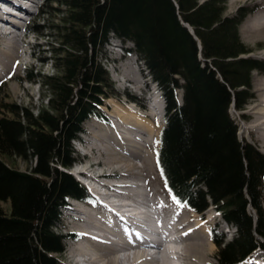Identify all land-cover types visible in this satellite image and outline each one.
<instances>
[{
    "label": "trees",
    "instance_id": "obj_1",
    "mask_svg": "<svg viewBox=\"0 0 264 264\" xmlns=\"http://www.w3.org/2000/svg\"><path fill=\"white\" fill-rule=\"evenodd\" d=\"M50 1L59 6L49 25L55 73L25 75L37 77L45 103L34 115L0 102V264H63L60 209L86 191L58 167L72 165L71 141L84 123L105 121L100 108L119 98L102 64L112 36L133 45L163 96L156 161L166 188L195 211L212 205L236 229L229 242L213 235L217 264H238L264 247V154L237 140L229 115L252 97V71L264 70L239 38L245 13L225 15L224 0ZM16 159L34 166L23 171Z\"/></svg>",
    "mask_w": 264,
    "mask_h": 264
},
{
    "label": "bare ground",
    "instance_id": "obj_2",
    "mask_svg": "<svg viewBox=\"0 0 264 264\" xmlns=\"http://www.w3.org/2000/svg\"><path fill=\"white\" fill-rule=\"evenodd\" d=\"M231 3H233V0ZM258 11L260 14L256 12V15L250 18L247 17L248 19L241 26L244 38L248 40L249 38L254 40L264 37V11ZM181 23L183 24L182 21ZM3 26L2 33L6 37V42L4 41L0 46V66L10 70L16 64V57L19 55L18 46L20 43L24 44V41L16 35L11 36L12 32H18L20 29L15 22H7L4 16L0 15V27ZM261 52L264 55V49ZM112 71L118 72V74H113V78L121 84L132 82L136 88L140 89V78L132 66L131 60L112 67ZM2 73L4 72L2 71ZM255 81L256 95L254 102L248 107L246 115L248 122L242 128L247 136L252 141L259 143V146L264 150V77ZM151 106L154 110L157 102L152 103ZM109 107L110 110L107 108V114L112 124L107 125L95 121L94 126L99 129L88 130L92 138L95 139L94 143L92 141L90 148H94V150L103 154V158L100 159V157V160L96 162L107 168L100 169L98 167L100 171L95 175L88 174V169L82 171L91 178L97 188L110 192L109 195L104 196L106 199H108V196H112L117 201L122 202L123 199L134 195L135 203H145L147 198L143 201L145 193L142 192L143 183H141L144 178L138 173V168L144 167V165L146 167L148 162L147 153L143 150V147H145L143 135L145 133L151 134V126L143 118L144 115L131 106L124 109L120 105L112 103ZM101 162L102 164H100ZM111 164H116V166L111 167ZM96 169L97 167L95 171ZM118 177H129L135 183L132 186H127L124 182H119V187L124 190L119 192L113 186L104 182L106 179ZM146 194L149 193L146 192ZM151 198L153 199V197ZM154 198L157 197L154 196ZM152 203H150L153 205L151 208L158 218L160 233L167 235L170 228L176 233V237L170 240V250H166L161 245V239L159 238L157 244L153 246L156 251L152 256H149L144 250L145 242L131 230L132 226L140 227V223L146 219V215H128L126 219L130 222V225H123L118 214L115 213L121 211L125 205H111L109 203L112 210L100 204L92 206L90 211L81 209L76 211L77 217L74 220L77 223L73 226L75 228L74 234L80 233L82 235L79 242L69 246L68 251L71 260L75 261L74 258H78L81 264H215L211 260L214 246L212 238L209 236V226L214 217L208 213L212 211L211 208L208 209L210 211L207 210V217L203 218V215L195 213V211L184 205L175 204L174 202L168 204L169 202L165 199L162 200V198L155 199ZM134 210L135 207L131 208L130 211ZM88 228L96 230V235H91L87 231ZM108 235L114 236L115 239L111 240ZM254 255L264 258V252L261 251L254 252ZM73 256L75 257L72 258ZM247 264H259V262L251 260Z\"/></svg>",
    "mask_w": 264,
    "mask_h": 264
},
{
    "label": "rangeland",
    "instance_id": "obj_3",
    "mask_svg": "<svg viewBox=\"0 0 264 264\" xmlns=\"http://www.w3.org/2000/svg\"><path fill=\"white\" fill-rule=\"evenodd\" d=\"M205 1L207 0H198V3H203ZM231 1L232 0H224L223 2L224 14L227 16H234V15L243 14L244 12H246V15L244 16V18L242 19L241 23L238 26L239 38L241 42L247 48L251 50V52L248 55H250L251 57H254L255 59L264 61V55L261 52L264 49V37L263 38L259 37L258 39H254V40L249 38L248 40L244 38V35L241 31V26L244 23V21L248 19L247 17L250 18L251 16L256 15V12L257 14H260L258 10H260L261 12L264 11V0H243V1L233 0V3H231ZM57 8H59V6L56 3L51 2V1L49 2V0H45L42 7L38 8L37 10L38 12L33 13L31 15V21L26 23L22 29L21 28L19 29L18 34L22 35V37L20 38L24 41V44L20 43L18 46L19 55L16 57L15 66H13L10 70L4 69L3 67L0 66V102L2 103H8V101L13 102L20 108H24V109L31 111L34 115H36L38 111L40 110V108L43 107L45 103V100L43 99L44 93L41 89V86H39V81L37 80V77L34 80V82H29L25 80V74H26L27 69H32L34 74L41 73L45 75H51L55 73V69L53 67V63L51 59L53 53L49 52V46L52 44L54 47H57V43H55L54 38L51 37L50 35L49 25L51 24L52 20L54 21V18H55L54 15L56 14ZM5 38L6 37L4 35H0V46H2L1 44H3L4 41L6 42ZM114 48L115 47L113 46V44H110V43L107 44V46L105 47L106 57L102 59V62L105 68L107 69L110 75V78L114 83L115 88L119 92L120 97L119 99H115V98L108 99L106 101V105L103 106V110L106 116L109 117L107 114L108 110H110L109 106L110 104L112 105V103H115V104L120 105L124 109L128 108V106H131L134 109H137L141 114L144 115L143 118H145V120L147 121V124L151 126L152 132L149 135L146 133L145 135H143V138H144L143 141L145 142L144 143L145 147H143V150L146 151L147 153L148 162L146 164V167L144 165V167L141 166L140 168H138L139 169L138 173L142 175L145 180L141 182L143 183L142 186L144 190V191L142 190V192L145 194L146 192L149 193L146 195L144 194L143 201H145L146 198H147L146 201L150 202L151 204H153L152 202L155 199L158 200L160 198H162V200L167 199L171 201V197L165 190L162 179L160 178V175L158 173V169L156 165V158H155L156 150L158 147L157 145L158 132L160 128L163 126V116H159V112L161 111L160 105L158 104L154 110L149 109L150 105L147 103V100L144 98L145 96L144 89L147 88L146 81H145L146 75H145V71L142 66V62L138 58L135 57L136 58L135 59L134 57H131L129 58V60L132 61V66L134 67V69L136 68L135 70H137V75L140 78V84H139L140 89L136 88V86L132 82H123L121 84V82L113 78V74H118L117 71H114V72L112 71V67L118 66V63H113L111 60V58L113 57ZM24 51H25V54H23ZM27 53L29 54L27 55ZM129 60H125V61H129ZM122 62L123 61H120L119 63H122ZM112 64H116V65L112 66ZM2 71L4 73H2ZM16 77H18L21 80L19 82L16 80H13ZM263 77H264V72L254 71L251 76V84H252L251 91L253 93V98L250 99L248 104L245 105L241 113L235 111L234 109H230L231 117L233 118L236 124V127H237V132H236L237 139L243 144H249L253 146L255 149H257L262 154H264V150L259 146V143L252 141L247 136V134L243 131L242 127L246 125V123L248 122V118L246 117L248 107L250 106V104L254 102V98L256 95V85H255L256 81L255 80L263 78ZM180 92L181 91H179V94ZM126 94L132 95L136 98L143 99L145 102V107L142 108L138 104L130 102L126 97ZM106 107H108L109 109L107 110ZM239 114H244L245 119L241 120V118L239 117ZM94 124H96L95 120H90L85 124L84 126L85 134L81 138L82 141L84 140L86 142L88 141L89 142L93 141V143L95 142L94 141L95 139L92 138L90 132L88 131L89 129L90 130L99 129L96 126H94ZM90 146L92 145L90 144ZM72 149L74 151V157L76 161H80V162L82 161V162L88 163V166L85 169H88L89 172L92 173L91 175H94L95 173L97 174L98 171H100V169L102 168L104 169L107 168L103 165L97 164L96 162L97 160H100L103 158V154L94 150V148L93 149L89 148L87 144L83 145L82 147L72 144ZM13 163L16 165L17 168L23 171L30 170V167H33L34 165V161L32 159L31 160L28 159L27 161L16 159ZM100 164H102V162ZM150 164L152 165L150 166ZM114 166H116V164H111V167H114ZM96 167L97 169L99 168L100 169L99 170L96 169L95 171ZM76 169L77 167H75V169L71 168V171L74 172ZM89 172L87 173L89 174ZM127 176H131V175H127ZM144 182L147 187L145 186ZM147 184H151V185H147ZM151 189H152V192H151ZM150 195H154L157 198H154V196H150ZM262 195L264 196V180H263ZM151 197H153V199ZM151 204L150 206H153ZM67 212L68 211H63V214H62L63 227L62 229H60V231L64 233L65 232L74 233L75 228L73 226L77 223V221L72 222L67 217L68 216ZM247 212L250 213V215L252 214V210L250 208H248ZM204 213L207 214V211H205ZM208 213L209 215L214 216L213 221L211 222L209 226V230L210 229L212 230V227L214 228L215 224L220 221L218 220L219 217L214 212V210ZM207 215H205L203 218L207 217ZM223 227H224L223 225L220 226L221 228L220 231L223 234V240L225 242H228L236 235V232H235V229L231 227L228 228L229 232H224ZM211 230H210V234H211ZM213 246L214 248H213V254L211 256V260L213 261V263L217 264L215 260V254L217 251V247L214 244ZM69 249L70 247L67 249V251L65 250V252L61 256V261L63 262V264H77V263L81 264L78 258H74L75 256L72 257L75 259V261L71 260V257H69V251H68ZM252 258L253 256H250L247 260H252ZM77 259L79 262L77 261Z\"/></svg>",
    "mask_w": 264,
    "mask_h": 264
}]
</instances>
